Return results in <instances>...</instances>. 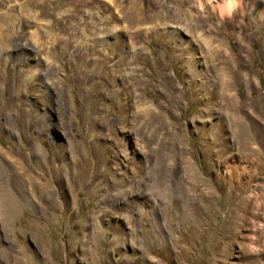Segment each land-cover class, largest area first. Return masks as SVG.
<instances>
[{
    "label": "rangeland",
    "instance_id": "374dc122",
    "mask_svg": "<svg viewBox=\"0 0 264 264\" xmlns=\"http://www.w3.org/2000/svg\"><path fill=\"white\" fill-rule=\"evenodd\" d=\"M182 1L0 0V264H264V0Z\"/></svg>",
    "mask_w": 264,
    "mask_h": 264
},
{
    "label": "bare ground",
    "instance_id": "6f19581e",
    "mask_svg": "<svg viewBox=\"0 0 264 264\" xmlns=\"http://www.w3.org/2000/svg\"><path fill=\"white\" fill-rule=\"evenodd\" d=\"M180 2L182 1V0H179ZM178 0H175V2H176V4L177 3H180ZM95 2V1H94ZM183 2V1H182ZM163 5V4H162ZM165 7V6H164ZM166 13V12H165ZM140 12L137 10V9H134V16L136 17L135 18V20L137 21V22H141L142 20H143V17H140ZM201 15V14H200ZM170 17V15L169 14H167L166 13V15L163 17L164 18V21H167L168 20V18ZM27 20V19H26ZM135 21V22H136ZM143 22V21H142ZM41 27V26H40ZM7 29V28H6ZM264 30V29H263ZM49 37V36H48ZM213 45V44H212ZM216 46H214V48H215ZM212 49H213V47H211ZM214 50V49H213ZM218 50V49H217ZM215 51V50H214ZM188 53V52H187ZM224 55V54H223ZM134 56H135V54H134ZM218 64V63H217ZM133 71V70H132ZM135 74V73H134ZM136 75V74H135ZM133 77V76H132ZM136 77V76H135ZM125 81V80H124ZM135 81V80H134ZM124 84V83H123ZM130 88V87H129ZM126 89V88H125ZM129 91V90H128ZM126 92V91H125ZM128 99V98H127ZM136 105V104H135ZM149 106V105H148ZM140 107V106H139ZM150 107H152V106H150ZM147 110H149V111H147ZM140 111H143L144 113H146V111L147 112H149V113H153V110H150L149 108H142ZM143 113V114H144ZM139 115V114H138ZM143 116H145V115H143ZM147 116V115H146ZM145 116V117H146Z\"/></svg>",
    "mask_w": 264,
    "mask_h": 264
}]
</instances>
